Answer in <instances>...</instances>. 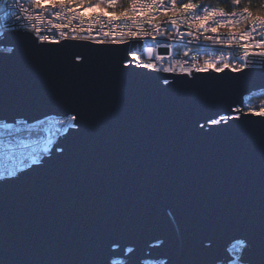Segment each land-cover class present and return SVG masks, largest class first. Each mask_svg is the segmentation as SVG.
Listing matches in <instances>:
<instances>
[{"label":"snow or ice","instance_id":"1","mask_svg":"<svg viewBox=\"0 0 264 264\" xmlns=\"http://www.w3.org/2000/svg\"><path fill=\"white\" fill-rule=\"evenodd\" d=\"M253 2L3 0L0 70L12 68L17 84L34 74L47 73L54 82L57 99L63 102L55 116L45 115L34 124L20 121L37 142L47 143L40 153L33 152L27 161H21L22 168L0 171L3 209L10 203L26 205L34 195L43 205L39 215L18 219L14 228L3 215L0 217V253L12 254L10 264H264V107L238 103L225 108L220 92L208 96L198 90L175 91L178 76L195 80L197 73L223 74L227 70L244 76L258 67L264 70V0L255 9ZM89 8L96 14H86ZM45 20L46 27H37V21ZM17 35H24L38 48L67 45L73 40L121 46L125 55L120 72L131 67L168 73L167 77H158L156 87L162 93L174 94L154 96L149 101L134 94L143 85L128 83L118 88L114 86L115 77L110 81L103 70L90 76L74 74L67 69L88 64L90 56L74 52L71 47L65 48L59 60L48 58L35 66L21 56V42L13 38ZM193 44L195 48L190 47ZM206 46L219 55L198 59ZM180 47L185 50L177 53L175 49ZM237 50L241 55L233 57ZM71 81L82 83L73 88ZM130 107L137 112V118L130 122L135 132L132 138H123L118 129ZM252 117L260 118L261 127H242L245 122L251 123ZM177 119L185 127L186 143L208 145L218 140L214 134L224 132H231V141L227 145L217 143L214 151L198 153L175 171L158 172L147 164L143 181H131L135 195L130 204L129 189L116 179L115 166L133 162L131 144L142 140L147 124L161 122L170 126ZM53 129L77 138L78 147L71 155L66 146L55 147L61 165L47 179L45 191L35 188L20 196L7 193L4 185L19 180L33 165L42 167L47 162L43 157L53 155ZM22 131L14 123H0V149L14 151L13 140ZM62 138L57 136V140ZM89 169L99 172L104 179L103 190L109 194L107 200L95 202L93 214L88 212L93 204L89 193L95 185L84 179ZM66 172L71 175L76 202L71 192L63 200L54 199L66 182ZM169 200L175 204L172 219L182 215L187 223L179 243L166 235L152 234L157 210ZM50 209L56 216V235L45 243L41 231L47 226ZM66 223L71 226V238L65 240L59 234ZM224 230L239 235L230 245L217 248L213 237ZM141 244L162 259L138 256ZM36 249L42 254L35 255ZM113 250L126 259L111 260Z\"/></svg>","mask_w":264,"mask_h":264},{"label":"water","instance_id":"2","mask_svg":"<svg viewBox=\"0 0 264 264\" xmlns=\"http://www.w3.org/2000/svg\"><path fill=\"white\" fill-rule=\"evenodd\" d=\"M21 42L20 54L30 62L39 66L46 59L52 58L59 60L62 58L66 47H71L74 52L88 53L90 61L88 64L71 69L68 71L79 73L81 76H90L99 73L101 70L109 77L110 81L115 77L114 86L123 87L128 83L141 84L143 87L134 90V94L141 96L149 101L154 96L173 95L174 92L162 93L156 87L158 77L169 76L168 73H153L150 70H138L129 68L127 72H120V61L124 58L125 50L121 46L109 45L107 47L88 43L84 41H69L67 45H46L38 48L32 45L31 41L24 35L13 37ZM175 91L184 92L198 90L208 96H216L218 92L222 94L223 107L227 108L229 104L234 107L239 104H244L247 95L264 90V70L257 68L254 72L240 76L236 73L225 70V73L196 74L195 80H190L185 76L175 78ZM82 81H71L70 86L78 88ZM0 89L3 93L0 94V122H15L16 121H36L43 119L45 115H53L62 110L63 102L57 99L54 82L51 81L48 74L40 72L34 74L32 78L24 80L17 84L14 77V70L8 68L0 70ZM155 110V109H154ZM137 118V112L134 107H130L127 117L122 121L118 134L123 138H132L135 130L130 126V122ZM252 122H245L242 127L259 128L261 127L260 118L252 117ZM185 127L179 119L172 122L170 126L161 122L147 124L142 140H133L131 144L133 162L121 167L119 164L115 166L114 174L119 183L128 187L129 203L134 200V191L132 190L131 181L136 183L143 181L145 176V167L151 164L153 168L159 171L177 170L181 163L189 162L195 159L196 155L202 154L205 151H214L217 143L229 144L231 141V132L214 134L218 136V140L208 145H196L184 142ZM81 137L84 133L80 134ZM64 137L55 141L52 145L53 155L44 156L43 160L47 161L41 167L33 165L32 169H25V175L13 183L4 185V190L10 195L20 196L35 188H39L41 192L46 190L47 179L55 174L61 165L60 154L55 152V147L66 146L71 155L78 147L77 138L68 136L67 133L59 135ZM258 136L256 137V147L258 154ZM66 159V158H65ZM66 182L56 192L54 199L63 200L69 192L73 195V201L76 202L78 197L72 187L71 175L65 173ZM85 181L92 182L95 185L94 191L89 193V199L93 202L89 207V214L95 211L94 204L97 201L107 200L109 194L103 190L104 179L96 169H89L84 174ZM258 182V177H257ZM3 184V181H0ZM172 205L171 207L169 205ZM42 200L38 195H34L26 205L12 206L3 209V200L0 198V217L8 222L10 227L15 226L18 219H27L37 216L42 210ZM173 207L175 204L172 200L161 204L157 210V223L152 234L168 236L174 238L179 243V237L185 233L187 223L182 215L172 219ZM46 227L41 231V239L47 243L56 235V216L49 210ZM239 235L233 230H224L214 235V246L223 248L230 245L233 237ZM61 239L71 238V226L64 225V230L59 234ZM110 259L117 262L126 259L125 256L119 254L117 250H113ZM34 254L39 256L42 253L39 249L34 250ZM137 255L148 259H162L156 256L152 249L141 244ZM13 256L10 252L0 253V262L10 264Z\"/></svg>","mask_w":264,"mask_h":264},{"label":"built area","instance_id":"3","mask_svg":"<svg viewBox=\"0 0 264 264\" xmlns=\"http://www.w3.org/2000/svg\"><path fill=\"white\" fill-rule=\"evenodd\" d=\"M3 8V0H0V9ZM87 13H91L92 15H95L96 13L90 10H86V14ZM46 15V14H45ZM54 15V13H53ZM63 22L67 23V20H64ZM75 24V22H73ZM3 25V21L0 20V28H2ZM37 27H41L44 28L47 26L46 24V20L44 23H41L40 21L36 22ZM96 28H99V25L95 26ZM68 30V29H66ZM107 30V28H105V31ZM221 32L226 31V29H221ZM47 34V33H46ZM69 34L71 35V32L69 30ZM103 39V37H98ZM164 42H168V41H164ZM148 46H152L151 44H149ZM190 47H196L195 44L190 45ZM185 49L183 47L177 48L175 49V51L177 53H182ZM159 51H163L162 49H158ZM227 55V53H225ZM215 56V55H219V52L216 51L214 48L210 47V46H206V50L205 49H201L200 51V55L198 57V59H200L201 61L203 59L206 58V56ZM241 55V53L239 52V50L235 51L232 53L233 57L239 56ZM180 58H184V57H180ZM53 116V115H52ZM0 123H9V124H15L17 128H21L23 131L21 132L20 136L18 138H16L15 140H13V146H14V151L12 152H8V151H4L3 149H0V171L3 170H11L13 168L19 169L23 167V164L21 163V161H27L28 156L33 153V152H40L43 144H45L47 141L46 140H40L39 142H37V139L35 137V135H29L28 131H27V125L21 123L20 121H16L15 122H0ZM28 124H34L35 121H30L28 122ZM53 141H57V136L62 135L64 133H58L56 132L55 129H53Z\"/></svg>","mask_w":264,"mask_h":264},{"label":"trees","instance_id":"4","mask_svg":"<svg viewBox=\"0 0 264 264\" xmlns=\"http://www.w3.org/2000/svg\"><path fill=\"white\" fill-rule=\"evenodd\" d=\"M209 2L210 3H216L217 0H209ZM259 5H260V0H254V2L252 4V7L255 9ZM242 6H247V5L246 4H243ZM92 7L94 8L95 5H93ZM124 7H127V4H125ZM86 10L92 11L91 8L86 9ZM255 96H256V98L250 103L251 104V107H254V108L264 107V90L262 91V93L256 94Z\"/></svg>","mask_w":264,"mask_h":264},{"label":"rangeland","instance_id":"5","mask_svg":"<svg viewBox=\"0 0 264 264\" xmlns=\"http://www.w3.org/2000/svg\"><path fill=\"white\" fill-rule=\"evenodd\" d=\"M262 91L263 90H261V91H257V92H253V93H251V94H249V95H247L246 96V98H245V102H244V104L243 105H245V106H247V107H251V102L256 98V94H259V93H262ZM47 143V142H46ZM45 143V144H46ZM45 144H43V146H42V148L45 146ZM41 148V149H42ZM38 153H40V152H38ZM233 254L235 255V254H237L236 252H233ZM115 261H117V260H115Z\"/></svg>","mask_w":264,"mask_h":264}]
</instances>
